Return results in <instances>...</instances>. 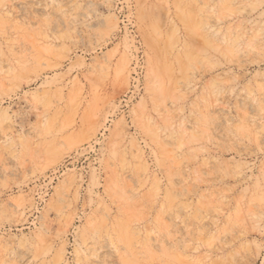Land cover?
I'll list each match as a JSON object with an SVG mask.
<instances>
[{"label":"rangeland","instance_id":"374dc122","mask_svg":"<svg viewBox=\"0 0 264 264\" xmlns=\"http://www.w3.org/2000/svg\"><path fill=\"white\" fill-rule=\"evenodd\" d=\"M0 264H264V0H0Z\"/></svg>","mask_w":264,"mask_h":264},{"label":"bare ground","instance_id":"6f19581e","mask_svg":"<svg viewBox=\"0 0 264 264\" xmlns=\"http://www.w3.org/2000/svg\"><path fill=\"white\" fill-rule=\"evenodd\" d=\"M149 83L151 84L152 82L150 81ZM151 89L154 90V88H150V90H151Z\"/></svg>","mask_w":264,"mask_h":264}]
</instances>
